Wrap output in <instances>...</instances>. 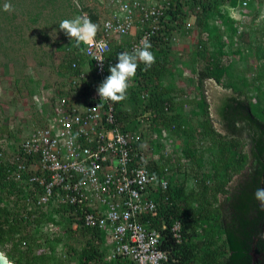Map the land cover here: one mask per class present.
<instances>
[{"label":"trees","instance_id":"16d2710c","mask_svg":"<svg viewBox=\"0 0 264 264\" xmlns=\"http://www.w3.org/2000/svg\"><path fill=\"white\" fill-rule=\"evenodd\" d=\"M243 1L143 0L145 7H161L159 13L110 41L106 53L107 77L118 55L132 52L144 29L150 32L155 64L147 71L139 64L127 98L110 106L120 129H141L151 143L158 159L146 168L158 176L168 169V204L162 219H150L161 230L168 264H264V211L254 196L264 187V0H246V8ZM6 2L14 11L3 10ZM234 10L248 17L235 20ZM84 12L99 25V36L115 6L110 0H0V68H13V80L0 84L18 104H30V118L18 119L5 114L0 101V251L12 264L101 263L111 250L104 232L83 224L77 206L55 199L40 205V187L15 178L19 158H28L23 141L52 123L57 100L79 105L91 93L85 45L76 47L59 30L60 21ZM175 38L190 45L188 52L173 49ZM179 79L194 96L183 95ZM208 86L222 92L215 120ZM8 99L13 110L15 101ZM174 222L181 224L180 242L170 232Z\"/></svg>","mask_w":264,"mask_h":264},{"label":"built area","instance_id":"2783aa9c","mask_svg":"<svg viewBox=\"0 0 264 264\" xmlns=\"http://www.w3.org/2000/svg\"><path fill=\"white\" fill-rule=\"evenodd\" d=\"M110 1L115 12L103 21L92 49L84 46L85 57L93 65L91 93L79 105L67 97L57 100L52 123L23 141L21 152L28 158H19L15 178L40 187L38 204L55 199L77 206L86 227L106 234L111 250L101 263L93 264H168V255L160 248L161 230L150 222L162 219L160 211L168 204V169L158 176L146 168L149 159H158L151 143L143 139L141 129H120L110 101L101 103L96 92L106 78L110 41L135 33L136 24L144 26L161 7H145L143 0ZM241 4L246 7L247 1ZM149 36L144 29L131 51ZM97 55L104 59L102 66ZM142 129L149 132L147 126ZM170 232L180 242V222H174Z\"/></svg>","mask_w":264,"mask_h":264},{"label":"clouds","instance_id":"9594fccd","mask_svg":"<svg viewBox=\"0 0 264 264\" xmlns=\"http://www.w3.org/2000/svg\"><path fill=\"white\" fill-rule=\"evenodd\" d=\"M3 10L6 12L14 11L11 3L7 2L4 3ZM188 24L189 26L187 25V27L189 28L192 25V20H189ZM107 26L108 25H106V27ZM59 30L62 31L71 42L75 41L76 47L85 45L90 51L95 44L99 25L93 23L87 15H81L73 19H64L60 21ZM56 38L57 36L55 39ZM52 39L55 41L53 37ZM151 47V43L148 41L147 37H145L132 52L124 51L118 55V63L109 67L110 75H108L96 89L101 103L105 101L117 103L127 98V91L131 86V81L136 76L139 64L142 63L145 66L144 71H147L156 62L154 53L150 51ZM95 59L100 62L101 66L103 65L104 59L102 56L97 55ZM254 196L259 203L261 211H264V187L257 188Z\"/></svg>","mask_w":264,"mask_h":264},{"label":"rangeland","instance_id":"374dc122","mask_svg":"<svg viewBox=\"0 0 264 264\" xmlns=\"http://www.w3.org/2000/svg\"><path fill=\"white\" fill-rule=\"evenodd\" d=\"M195 40H196V38L194 40L193 39L190 40V42L191 43L193 42V44H195V42H196ZM180 44L184 45L185 47H180ZM188 46H190V45H188L185 42L184 43L180 42V41L178 42V40L176 38L173 41V49L174 50L181 51L180 49H182V51L188 52V50H189ZM30 67H33V66L30 65ZM12 75H13V68H12L11 65L6 66L5 68H0V81H3V80L4 81L5 80L12 81L13 80L12 79ZM189 77H191V76L190 75H185L183 78H189ZM192 78H195V77H192ZM194 81H196V80H194ZM177 82H178L177 83L178 84V88H182V90H184V92H186V94L182 93L184 96L185 95H188V96L190 95L191 97L194 96L193 92H191V94H190L189 91H191V90H188L189 88L187 87V84H186L187 82L185 80L179 79ZM6 89L7 88L2 89V86L0 84V101H1V104H2V109L5 112V114L8 113L10 116L11 115L16 116V117H18V119L30 118L29 117V113H30V111H29L30 110L29 102L26 101V100H21V101H19V103H21V104H18L17 103L18 100H16L17 99L16 95H13V93H10L11 91H8ZM207 89L205 90V92H206L207 101L210 104V113H211L212 118L215 120L216 119V107H218L217 105L219 104V102H218L219 101L218 100L219 97L218 96H219V93L221 94L222 92H218V91L215 92V90L211 89V87H209V86L207 87ZM2 96H6L7 99L9 98L8 100H11V98H13L12 102L15 101V104H13V106H14L13 110L9 109V107L5 103V101L7 99H5L4 97L2 98ZM186 108H189V107H186ZM10 110H11V112H10ZM214 125H215L216 128L220 129V126H219L218 122L214 121ZM169 148H170V146H169ZM169 148L167 150H169Z\"/></svg>","mask_w":264,"mask_h":264},{"label":"water","instance_id":"95a60500","mask_svg":"<svg viewBox=\"0 0 264 264\" xmlns=\"http://www.w3.org/2000/svg\"><path fill=\"white\" fill-rule=\"evenodd\" d=\"M262 185H263V178H261V186ZM260 237L262 240H264V220L260 231ZM252 256L254 259L257 258V255L254 252H252ZM0 264H12L11 262H9L7 257L1 251H0Z\"/></svg>","mask_w":264,"mask_h":264},{"label":"crops","instance_id":"0c3cea01","mask_svg":"<svg viewBox=\"0 0 264 264\" xmlns=\"http://www.w3.org/2000/svg\"><path fill=\"white\" fill-rule=\"evenodd\" d=\"M254 9L258 10L259 9V5L257 7H254ZM248 14H250V10H248ZM231 16L235 20H239V19H243L244 20V19H246L248 17V16L242 17L241 13L239 11L237 12L236 10H234V11L231 12ZM195 38H196V32L194 31L191 39L194 40ZM180 47H185V46L180 44ZM181 52L184 53L185 51H182V49H181ZM84 72H89V70L88 69H85Z\"/></svg>","mask_w":264,"mask_h":264}]
</instances>
